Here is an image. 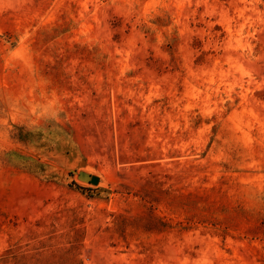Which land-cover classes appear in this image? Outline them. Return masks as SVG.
Instances as JSON below:
<instances>
[{
    "label": "rangeland",
    "instance_id": "rangeland-1",
    "mask_svg": "<svg viewBox=\"0 0 264 264\" xmlns=\"http://www.w3.org/2000/svg\"><path fill=\"white\" fill-rule=\"evenodd\" d=\"M0 264H264V0H0Z\"/></svg>",
    "mask_w": 264,
    "mask_h": 264
},
{
    "label": "water",
    "instance_id": "water-1",
    "mask_svg": "<svg viewBox=\"0 0 264 264\" xmlns=\"http://www.w3.org/2000/svg\"><path fill=\"white\" fill-rule=\"evenodd\" d=\"M79 177L83 180L91 181L95 184L99 183V181H100L99 176L92 175V174L85 172V171H81L79 174Z\"/></svg>",
    "mask_w": 264,
    "mask_h": 264
}]
</instances>
